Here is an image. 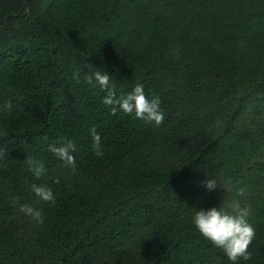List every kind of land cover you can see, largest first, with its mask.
<instances>
[{
    "label": "trees",
    "instance_id": "16d2710c",
    "mask_svg": "<svg viewBox=\"0 0 264 264\" xmlns=\"http://www.w3.org/2000/svg\"><path fill=\"white\" fill-rule=\"evenodd\" d=\"M86 60L118 95L136 84L159 95L163 124L112 115L106 93L73 79ZM7 101L0 264H230L193 223L196 210L224 202L219 181L212 191L203 183L216 176L251 207L253 259L239 264H264V0H0ZM61 137L77 146L75 171L49 151ZM27 156L45 164L39 180Z\"/></svg>",
    "mask_w": 264,
    "mask_h": 264
},
{
    "label": "clouds",
    "instance_id": "9594fccd",
    "mask_svg": "<svg viewBox=\"0 0 264 264\" xmlns=\"http://www.w3.org/2000/svg\"><path fill=\"white\" fill-rule=\"evenodd\" d=\"M85 68L88 70L85 71ZM81 74L85 83L93 88L98 86L102 92L106 93L103 97V103L110 107L112 115H116L119 111L157 127L163 124L165 113L161 109L160 96L153 95L150 98L142 84H136L133 90L127 94L118 95L116 86L112 82V76L107 71L88 63L87 60L73 72V79L77 83L81 81ZM12 109L13 103L11 101L0 105V113L11 112ZM89 133L92 137L95 155L102 157L101 136L96 127L92 126ZM57 143L59 146L54 143L49 146V151L62 161L64 166H70L75 171L76 158L74 153L78 150L75 142L61 137ZM24 162L30 166V170L37 180L47 173L45 164L40 160L27 156ZM217 181L227 192L229 191L228 186L218 176L207 179L203 183L209 191H212L217 187ZM228 183L231 184V181ZM31 191L40 201L55 203L53 190L49 186L33 183ZM246 194L247 190L244 187L237 191V195L240 197ZM11 199L14 204L19 205L20 212L31 217L37 224L42 225L44 223L45 218L41 210L28 203H19L18 197ZM250 215V205H242L241 201L237 199L228 202L225 200L220 208L196 210L193 223L199 233L227 257L230 264H239L240 261L253 259V252L250 251V248L256 238V228L250 222Z\"/></svg>",
    "mask_w": 264,
    "mask_h": 264
},
{
    "label": "rangeland",
    "instance_id": "374dc122",
    "mask_svg": "<svg viewBox=\"0 0 264 264\" xmlns=\"http://www.w3.org/2000/svg\"><path fill=\"white\" fill-rule=\"evenodd\" d=\"M222 186V185H221ZM219 192H220V198H221V201H225L228 202V201H231L233 200L232 196L229 194V192H226L223 190V188H220L219 187Z\"/></svg>",
    "mask_w": 264,
    "mask_h": 264
}]
</instances>
